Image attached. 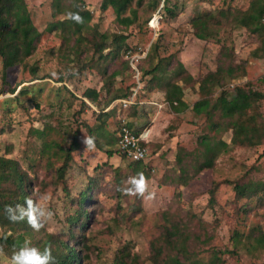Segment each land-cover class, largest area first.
Segmentation results:
<instances>
[{
    "label": "rangeland",
    "instance_id": "1",
    "mask_svg": "<svg viewBox=\"0 0 264 264\" xmlns=\"http://www.w3.org/2000/svg\"><path fill=\"white\" fill-rule=\"evenodd\" d=\"M152 1L131 0L122 17L132 20V11L136 17L123 26L112 9H100L101 0H58L66 7L62 13L52 8V0H25L40 36L21 64L4 70L0 58V156L16 160L26 173L25 191L31 198L37 202L42 194L50 198L47 204L53 217L38 234L75 233L87 256L82 264H118L115 257L120 251L124 261L135 257V264H162L167 254L194 264H213V248L229 247L236 233L238 255L218 254L214 264H264V249L253 255L244 249L247 238L264 232V202L257 196L238 198L234 189L236 183L249 184L256 192L263 185L260 194L264 196V140L254 146L231 143V131L215 133L213 127L217 123L226 128L228 119L215 115L207 121L190 110L195 101L204 99L199 88L210 74H215L218 83L206 97L210 106L223 90L231 94L234 86L264 92V35L230 21L213 25L209 36L193 27L202 13L220 8L245 11L251 0H170L172 10L175 5L172 18L159 9L153 12ZM259 2L264 5V0ZM75 3L79 11L89 12L90 20L79 31L72 25L67 32H49V24L68 18L67 11ZM96 33L122 34L137 51L114 60L107 73L118 70L121 75L107 86L94 69L96 57L89 41ZM153 47L158 57L169 61V68L177 66L187 106H179V113L169 106L165 92L155 87L158 73L150 74V65L157 56L148 62ZM125 60L129 69H124ZM229 65L242 67L243 73L236 78L226 76ZM24 89L26 93L19 94ZM87 89L101 94V105L81 104ZM129 91L132 103L137 101L140 107L135 113L145 118L142 130L150 121L155 126L150 142L149 130H145L148 155L145 164L138 166L116 152L114 135L128 111L118 105L111 111L100 110L115 92ZM155 102L162 108L158 118L149 116L158 111L149 105ZM259 103L264 119V100ZM258 130L262 136L264 126ZM206 136L212 146L220 140L227 146L212 155V167L201 168L205 147L200 141ZM85 137L94 138V150L85 149ZM141 173L154 193L151 200L123 191ZM86 188L92 198L85 206L90 219L81 229L71 227L69 220L79 215L78 196ZM176 230L185 234L184 245L193 256H175L169 248L156 254L154 243ZM199 236L209 238L208 244L196 241Z\"/></svg>",
    "mask_w": 264,
    "mask_h": 264
},
{
    "label": "trees",
    "instance_id": "2",
    "mask_svg": "<svg viewBox=\"0 0 264 264\" xmlns=\"http://www.w3.org/2000/svg\"><path fill=\"white\" fill-rule=\"evenodd\" d=\"M131 0H101L100 9L105 11L107 9H112L116 15V18L119 24L123 26H129L136 17V12L132 11L133 19L129 17H122L124 11L127 8ZM52 8H56L55 11L62 13L66 11V7L62 6L58 0H52ZM174 7L173 10L170 7V0H153L151 2V8L153 12L157 9L164 12L167 17H174ZM69 14V10L67 11ZM70 13H78L82 17L83 22L77 23L69 17L63 20L55 21L49 24L47 30L49 32L54 30H62L63 32L69 31L70 26H74L75 31H79L82 28L83 23H87L90 20V14L88 11L78 10L76 3L73 6V9ZM148 19V18H147ZM145 20V23L147 21ZM222 21H230L236 27H251L258 35H264V5L259 2V0H251L250 5L245 11H231V8L217 9L215 13L205 12L201 14L200 18L195 19L193 22V27L195 30L208 32V36L211 35L210 31L213 25L219 24ZM69 33V32H68ZM40 33L37 32L35 27L32 24L31 17L29 15L27 5L25 0H0V58L2 59V66L4 70L15 67L21 64L24 58H27L31 55L34 50V44L38 41ZM126 38L122 34H99L93 36L89 41L92 52L96 57V64L94 69L102 74V81L104 80V85L109 83L113 78L118 77L121 73L118 70L110 71V67L113 65V62L116 58L127 55H132L137 51L130 48L126 42ZM79 41H75L76 44ZM264 49V47L262 48ZM109 53L106 55L104 52ZM149 53V52H148ZM121 54V55H120ZM123 54V55H122ZM157 56L156 47H153L151 54L148 57V62L152 61L151 58ZM156 62L151 64V73H158L154 78L156 80V86L158 89L165 92V98L169 106L174 110V112H181L179 106L186 107L182 100L183 88L178 84L177 78L178 73L175 67H168L169 61L161 57H156ZM124 69H129L130 65L128 60L123 62ZM167 70V71H165ZM163 71V72H161ZM171 74L166 75L164 78L162 74L167 72ZM219 72V69L216 73ZM226 76L231 78L239 77L243 73V69L240 66H228L226 69ZM211 76V79H210ZM215 74H210L201 80L199 92L202 94L204 99L200 98L195 101L190 110L197 116L204 115L207 121H213V117L218 115L220 120L228 119V126L226 128L219 127L220 124H214L215 133L231 131V143L237 145H258L260 140H264V134L260 136L258 130L260 127L264 126V119L259 112L260 101L264 100V92L253 91L251 89H246L245 86H234L233 92L228 94L226 90H223L221 95L216 98V101L213 105H209V101L206 97L211 95L212 87H218V83L214 81ZM108 79V81H107ZM61 81V80H60ZM212 86H210V84ZM224 83L220 84L223 86ZM130 87V86H127ZM129 89V88H127ZM15 89L11 90L10 93H15ZM26 89L20 90L19 94L26 93ZM121 91V90H119ZM230 91V90H229ZM127 94L122 92H115V94L108 97L104 104L100 106V110L109 109L108 111L114 110L116 105H119V101L123 98H127ZM228 96V97H227ZM81 104L95 103L101 105V94L94 89H87L81 95ZM100 103V104H99ZM115 104L114 108L111 109V106ZM105 111V110H104ZM105 111V112H106ZM103 113V112H101ZM104 115V114H103ZM226 126V125H225ZM134 131V130H133ZM136 134H139V131H134ZM117 134V132H116ZM118 140V135L116 136V142ZM201 146L205 147L204 155L205 160L201 165V168H210L213 165L212 155H217L220 153L222 147H226L227 144L220 140L217 144L211 145L210 139L206 136L200 141ZM117 144V143H116ZM116 152L123 158V155L120 154L118 147H116ZM109 155L111 153L108 151ZM264 155V153L262 154ZM136 165L145 164L144 161L134 162ZM138 163V164H137ZM59 171V168H58ZM181 179V178H180ZM27 175L25 172L20 171L18 163L16 160L5 158L0 156V245L4 247L5 254L10 258L12 254L24 244L25 241H31V243L37 247L43 249L46 245H51L52 254L56 258V264H82V261L86 259L84 250L79 246L74 238L76 234L72 231L64 234H53V233H42V231H34L27 222L20 223H10L4 214V208L7 205L15 206L16 204H24L25 198L30 197L28 190H26L27 185ZM181 182V180H180ZM182 183V182H181ZM8 185V186H7ZM259 185L258 189H254L256 192H253L249 189V184H235L234 189L237 192V197H246L257 196L264 202V196L260 194L262 190ZM90 189H83L78 196V207L79 215L71 217L70 226L78 227L81 229L88 224L90 215L88 210L85 208L86 204L91 201L89 198ZM258 193V194H257ZM38 235V236H36ZM185 234H181L180 231L176 230L174 232H168V237L165 240H158L154 243V249L156 254L161 255L166 248H169L174 252L175 256L178 254H188L193 256V253L189 251L185 244ZM238 234L232 237L229 247H219L213 248V264L217 260V255L230 254L233 256L238 255ZM248 240V245L244 249L248 255H253L256 252L262 251L264 249V232L253 237V239ZM201 245H206L209 242V238L197 237ZM253 242V243H252ZM162 243V244H161ZM121 251L119 256L115 257V261L118 264H135L136 258H131L129 256V261H124L121 256ZM166 261L162 264H194L187 262L188 259L184 258L179 259L178 257L166 255ZM190 261V260H189Z\"/></svg>",
    "mask_w": 264,
    "mask_h": 264
},
{
    "label": "clouds",
    "instance_id": "3",
    "mask_svg": "<svg viewBox=\"0 0 264 264\" xmlns=\"http://www.w3.org/2000/svg\"><path fill=\"white\" fill-rule=\"evenodd\" d=\"M68 16L77 23L83 22L78 13H69ZM83 143L86 150L95 149L93 137H85ZM123 191L126 195L139 196L148 200L154 197V193L149 191L148 181L142 173L137 178H133L130 181V186ZM49 199L47 195L43 194L39 196V202L31 197H26L24 204L5 206L4 214L10 223L27 222L34 231L38 232L53 217V212L47 204ZM0 264H56V258L52 254L51 245H46L41 249L29 240L25 241L10 258L5 254L4 247L0 245Z\"/></svg>",
    "mask_w": 264,
    "mask_h": 264
},
{
    "label": "built area",
    "instance_id": "4",
    "mask_svg": "<svg viewBox=\"0 0 264 264\" xmlns=\"http://www.w3.org/2000/svg\"><path fill=\"white\" fill-rule=\"evenodd\" d=\"M118 103L120 107L125 109L132 104V101L127 97L121 99ZM119 123L120 126L117 130V147L120 154L132 162L144 160L148 155L147 144L149 142L147 140V132L144 131L136 134L128 127L125 118L119 120Z\"/></svg>",
    "mask_w": 264,
    "mask_h": 264
},
{
    "label": "crops",
    "instance_id": "5",
    "mask_svg": "<svg viewBox=\"0 0 264 264\" xmlns=\"http://www.w3.org/2000/svg\"><path fill=\"white\" fill-rule=\"evenodd\" d=\"M154 105L155 107L157 106V108H158V111H156L154 114L153 113H149V116L150 117H154L155 116V118H158L160 115H161V112H160V110L162 109H160L159 108V105L155 102V103H149V105ZM132 105V106H131ZM129 107H127V108H125L124 110L125 111H128V114H127V116H125V120H126V122H127V125H129L130 127V129L133 131H139V132H144L145 130H149V134H150V136H149V142H150V138H151V129L153 130V129H155L154 127H153V124H154V121H150L149 123H148V125H147V127H146V129H144V130H142L143 128H144V120H145V118L143 119V116H141V114L139 113V114H136L135 113V109L137 110V109H139L140 107L138 106V107H136L137 106V101H136V103L135 104H131ZM152 105V106H153ZM114 106H115V103L111 106V109L112 108H114ZM117 107H119L120 109H123L122 107H120V105H118ZM116 108V107H115ZM109 109H107V111H108ZM129 110H132V115L130 114V116H128L129 115ZM133 116V117H132ZM151 127V128H150ZM150 128V129H149ZM116 136H117V134H115L114 135V137L116 138Z\"/></svg>",
    "mask_w": 264,
    "mask_h": 264
}]
</instances>
